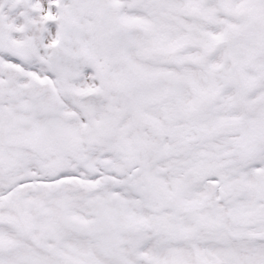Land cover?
Instances as JSON below:
<instances>
[{
  "label": "snow or ice",
  "instance_id": "6c2138e0",
  "mask_svg": "<svg viewBox=\"0 0 264 264\" xmlns=\"http://www.w3.org/2000/svg\"><path fill=\"white\" fill-rule=\"evenodd\" d=\"M0 264H264V0H0Z\"/></svg>",
  "mask_w": 264,
  "mask_h": 264
}]
</instances>
